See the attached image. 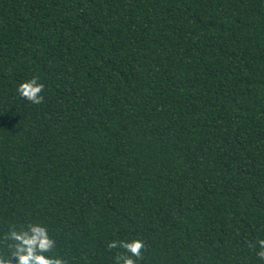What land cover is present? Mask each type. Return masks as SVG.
<instances>
[{"label":"trees","instance_id":"1","mask_svg":"<svg viewBox=\"0 0 264 264\" xmlns=\"http://www.w3.org/2000/svg\"><path fill=\"white\" fill-rule=\"evenodd\" d=\"M36 221L67 264H264V0H0V251Z\"/></svg>","mask_w":264,"mask_h":264},{"label":"clouds","instance_id":"2","mask_svg":"<svg viewBox=\"0 0 264 264\" xmlns=\"http://www.w3.org/2000/svg\"><path fill=\"white\" fill-rule=\"evenodd\" d=\"M44 85L38 77H32L18 84V95L32 104L43 101ZM7 240L12 241L7 251H0V264H67L61 257L48 255L55 247V240L51 237L48 227L41 221L21 225L6 234ZM257 257L264 260V239L256 241ZM110 249L120 247L125 254H118L114 264H137L142 256L144 242L142 239L131 241L113 240L108 244Z\"/></svg>","mask_w":264,"mask_h":264}]
</instances>
